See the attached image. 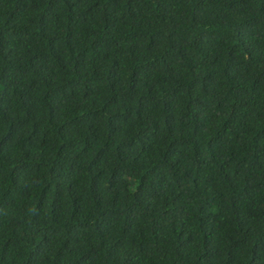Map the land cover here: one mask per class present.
Here are the masks:
<instances>
[{
	"label": "trees",
	"instance_id": "trees-1",
	"mask_svg": "<svg viewBox=\"0 0 264 264\" xmlns=\"http://www.w3.org/2000/svg\"><path fill=\"white\" fill-rule=\"evenodd\" d=\"M0 264H264V0H0Z\"/></svg>",
	"mask_w": 264,
	"mask_h": 264
}]
</instances>
